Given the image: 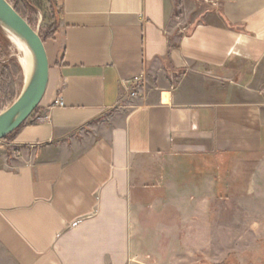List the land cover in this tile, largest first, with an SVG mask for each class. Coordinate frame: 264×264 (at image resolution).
Instances as JSON below:
<instances>
[{
    "label": "crops",
    "instance_id": "crops-1",
    "mask_svg": "<svg viewBox=\"0 0 264 264\" xmlns=\"http://www.w3.org/2000/svg\"><path fill=\"white\" fill-rule=\"evenodd\" d=\"M58 1L0 154V264H129L144 231L209 226L217 184L264 204V0Z\"/></svg>",
    "mask_w": 264,
    "mask_h": 264
},
{
    "label": "rangeland",
    "instance_id": "rangeland-1",
    "mask_svg": "<svg viewBox=\"0 0 264 264\" xmlns=\"http://www.w3.org/2000/svg\"><path fill=\"white\" fill-rule=\"evenodd\" d=\"M9 1L39 33L47 54H50L55 31L59 29V1ZM19 55L6 31L0 27V113L14 103L25 85ZM49 63L51 67L50 60ZM41 102L29 118L37 112ZM10 138L11 134L0 140V154L12 152ZM180 183L179 187L183 188L182 180ZM241 187L237 184L216 185V194L222 201L210 211L209 226L201 227L202 232L197 227V232L184 233L182 216L175 218L173 226L172 220L169 221V227L174 231L166 232L163 226L158 233L144 231L143 248L129 264H264V204L256 199L249 204L248 199L254 193L234 192ZM182 194L177 197H183ZM176 203L182 205L183 200ZM249 208L255 209L254 216L247 215Z\"/></svg>",
    "mask_w": 264,
    "mask_h": 264
},
{
    "label": "water",
    "instance_id": "water-1",
    "mask_svg": "<svg viewBox=\"0 0 264 264\" xmlns=\"http://www.w3.org/2000/svg\"><path fill=\"white\" fill-rule=\"evenodd\" d=\"M0 27L21 40L33 58L29 80L14 103L0 113V140L17 130L42 101L50 76V63L39 33L9 0H0Z\"/></svg>",
    "mask_w": 264,
    "mask_h": 264
},
{
    "label": "bare ground",
    "instance_id": "bare-ground-1",
    "mask_svg": "<svg viewBox=\"0 0 264 264\" xmlns=\"http://www.w3.org/2000/svg\"><path fill=\"white\" fill-rule=\"evenodd\" d=\"M6 33L8 35V38L10 39V41L12 42V44L14 45V47L18 50L20 54L19 62L23 67L24 79H25L24 83L26 84V82L29 80L31 76L32 69H33L32 55L29 49L27 48V46L21 40H19L16 36H14L8 31H6Z\"/></svg>",
    "mask_w": 264,
    "mask_h": 264
},
{
    "label": "built area",
    "instance_id": "built-area-1",
    "mask_svg": "<svg viewBox=\"0 0 264 264\" xmlns=\"http://www.w3.org/2000/svg\"><path fill=\"white\" fill-rule=\"evenodd\" d=\"M55 105H59V106H61V105H63V103H62L61 100H56V101H55Z\"/></svg>",
    "mask_w": 264,
    "mask_h": 264
},
{
    "label": "trees",
    "instance_id": "trees-1",
    "mask_svg": "<svg viewBox=\"0 0 264 264\" xmlns=\"http://www.w3.org/2000/svg\"><path fill=\"white\" fill-rule=\"evenodd\" d=\"M20 1H23V0H20ZM15 8H16V10H19V9L17 8V6H16ZM18 12H20V11H18ZM57 32H58V30L55 31V35L57 34ZM15 131H16V130H15ZM15 131H14V132H15ZM14 132H12V133H14ZM12 133H11V134H12Z\"/></svg>",
    "mask_w": 264,
    "mask_h": 264
}]
</instances>
